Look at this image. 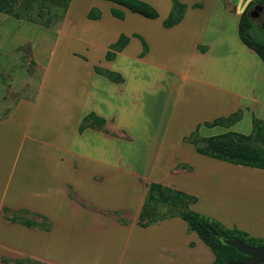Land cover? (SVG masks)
Masks as SVG:
<instances>
[{
  "label": "crops",
  "instance_id": "obj_1",
  "mask_svg": "<svg viewBox=\"0 0 264 264\" xmlns=\"http://www.w3.org/2000/svg\"><path fill=\"white\" fill-rule=\"evenodd\" d=\"M145 1L158 9V17H144L110 0H87L82 10L83 14L75 12L73 14L72 8L68 7L69 17L63 20V24L66 21L71 34L77 32L75 31L76 26L82 25L84 31L82 34L87 35L88 42L93 44L87 50L88 56L81 52L80 54L89 57L96 52L95 45H98L96 41L104 43L98 45L97 48L98 52L103 55V61H99L102 65L93 63L86 76L82 75L78 67L72 68V71L74 70L78 75L72 82L73 89L70 94L67 88L61 89L66 92H61L55 97L54 124L50 127L42 125L47 129L45 137L48 136V132L49 136L53 133L49 139L55 141L54 144L47 141L46 152L59 155L55 157V163L52 161V156L50 157L49 164L52 168L48 167V170L53 175L54 171H57L55 175L59 179L57 181L59 192L69 200L72 209L74 211L76 209L81 218L76 221L71 219L74 217L73 213L69 217L66 213L60 212L61 210L51 213L47 206H42L44 207L42 208L30 205L23 202L24 198L20 199L21 194L20 196L14 194L9 199L10 202L1 200L0 203H6L14 208L25 207L38 212L51 222L50 229L45 230L40 227H29L19 222H10L0 215V247L6 250H0V261L4 264L20 263L13 260L2 261L1 255L3 254L14 260L31 257L50 264H95L94 259L96 258L118 260L119 264L123 262L127 264H210L214 260L212 250L195 231L193 232L197 235L193 232L189 234L188 225L186 227L176 217L156 221L150 226H141L138 223L148 185L154 181L193 194L197 200L190 204V208L198 213L211 214L212 211L207 209L204 203L207 196H210V199L213 196L192 183L193 187L188 186L184 181L186 176L191 173V170L215 169L216 193L224 197H232L233 201H242L243 196L236 192L237 186L235 185L241 170L242 174H247L258 186V189L263 190L264 196V169L247 165L238 166L241 164L216 159L199 153L191 143L182 142L183 137L188 136L195 129H198L200 136L205 137L230 130L244 131L242 133L249 134L253 128L254 117L264 120V61L252 48L241 41L238 34L240 16L249 2L253 0H180L188 7L182 20L171 27H165L163 20L169 15L172 0ZM197 2H202V6L191 7ZM112 7L123 9L125 17L113 16ZM92 9L99 10L101 16L99 18L88 17ZM79 19L83 21L79 22ZM70 33H61V35H67L69 39L78 37L76 34L75 36L69 35ZM77 34L80 36V31ZM121 34L130 37L129 43L121 51H116L114 59H106L107 50ZM142 39L148 45V50L143 55H141ZM131 58L135 60L134 64L145 65L147 68L164 74L154 83V88L150 89V94L154 93L151 97L152 103L154 100H159L163 85L166 87L169 84L173 85L174 79L180 90L176 105L179 104L182 93L186 89H191L194 96L189 112L186 117L184 116L185 128L177 138L180 145L173 148V144L169 142L171 146L167 147L165 142L169 137L171 140V125L164 131L165 147L163 146L160 150L163 157H160L159 169L165 171V174L162 171L156 177L139 179L136 185L133 180H129L133 185L131 195L137 194L138 198L136 197V201L133 200L135 206L130 216L131 222L120 223L116 219L105 220L102 210L94 214L89 212L90 209L68 198V188L78 187L77 183L80 182L88 185L92 190L99 188L104 191L107 182L115 179V176L114 174L111 176L109 167L106 170L95 169L93 163L97 161L102 166H110V164L93 156H86L87 161L84 166H81L82 175L74 181L67 177L76 172L77 166L68 155L73 158L85 157L83 150H78V147L82 145L96 147L95 145L98 144L97 147H102L105 152L109 147H104L103 142L113 138L114 133H121V128L124 126H112L111 123L119 120V116L121 118L123 107L127 106L128 90L131 88L123 64L131 63ZM95 66L121 74L123 81H114L96 72ZM140 78L139 71H136V79ZM146 94L142 95L141 92L138 98L144 99ZM239 109L242 110V117L231 125L207 126L205 124L206 121L227 116ZM115 110L119 111L118 117ZM51 111L52 109L49 110ZM90 112H95L105 119L103 128L86 127L80 132V123ZM244 118H248L249 124L241 126ZM239 127L243 130L240 131ZM215 129L216 133L209 134L210 130ZM31 139L36 141L34 137ZM74 139H78L75 144L77 149L72 146ZM35 148H37L36 145L31 146V149L35 150ZM159 163L157 160L156 165ZM178 164H188L191 169L178 166ZM119 180L123 179H115V181ZM147 181L149 182L146 183ZM53 188L40 193L39 199L51 205L57 204L60 198L56 193H51ZM113 192L116 193L114 190ZM252 192L255 200L252 198ZM252 192L247 195L246 210L241 212L246 218L242 217L240 220L237 213L230 212L232 217H225L217 212L213 215H218L223 219L229 218L230 220L223 221L224 223L219 220L229 228L238 227L247 231L251 236L264 239V198L260 204L257 198L258 192ZM118 193L126 195L122 189L118 190ZM15 197H18V200H14ZM57 229H60L58 234ZM104 232L108 234L106 239L109 238L106 242L103 240L106 245L100 244L99 248H95V244L102 241ZM150 232L154 234L152 240L146 237ZM89 234L91 236H87ZM145 238L153 243L147 242Z\"/></svg>",
  "mask_w": 264,
  "mask_h": 264
},
{
  "label": "rangeland",
  "instance_id": "obj_2",
  "mask_svg": "<svg viewBox=\"0 0 264 264\" xmlns=\"http://www.w3.org/2000/svg\"><path fill=\"white\" fill-rule=\"evenodd\" d=\"M86 4L87 0H7L5 4L0 6V201H9L14 194H19V196L21 194L20 199L24 198L23 202L33 206H47L51 213L61 210L60 212L66 213L69 217L73 213L74 217L71 219L76 221L80 220L81 217L78 216L76 209L75 211L72 209L69 200L59 192L60 189L57 187L59 179L55 175L57 171H54L53 175L48 170L52 168V165L49 164L50 157L52 156V161L55 163V157L59 155L46 152L47 141L52 144L55 141L49 139L53 133L49 136L48 132V136L45 137L47 129L42 125L50 127L54 124L55 97L61 92H66V90L61 89L67 88L69 94L73 89L72 82L74 77L78 75L74 70L72 71V68L78 67L82 75L86 76L93 63L102 65L99 61H103V55L98 52L97 48L98 45L104 43L96 41L95 43L98 44L95 45L96 52L86 57L87 50L93 44L88 42L87 38L89 37L87 35L82 34L84 32L82 25L77 24L78 26L75 27L77 32L71 34L69 27L66 26V21L63 24V20L69 17L70 10L68 7L72 8L73 14L74 12L83 14L82 10ZM160 13L162 14L161 11ZM78 17L80 16L78 15ZM82 21L79 19V22ZM79 31L80 36L77 34ZM61 33H70L69 35L73 36L76 34L79 38L69 39V36H63ZM80 52L86 54L85 57ZM131 60L132 62L127 63V65L123 64L131 88L128 90L127 106L123 107L121 118L119 111L115 110L119 120L111 123L112 126H124L121 128V133H114L113 138L103 142L104 147H109L107 152H104L102 147H97L98 144L95 145L96 147L82 145L78 147V150H83L85 157L78 158L80 156H76L73 158L68 155L76 163L77 168H75L76 172L69 174L67 178L74 181L78 180L77 178L82 175L81 166H84L87 161L86 156H93L110 164V166H102L94 161L95 169L106 170L109 167L111 176L114 174L115 179H123L119 181L112 179L107 182L104 191L99 188L92 190L91 187L81 182L77 183L78 187L74 188L70 185L72 187L68 188V198L75 200L84 208L90 209L89 212L94 214L100 213L99 210H102L107 213H103L105 220L116 219L120 223L118 215L120 218L128 219L127 223L131 222L130 216H132V210L135 206L133 200L136 201V197L138 198L137 194L131 195L133 185L129 180H133L136 185L139 179L156 177L163 171L159 167L162 156L160 150L163 146L165 147L164 131L171 125V140L169 137L165 142L167 147H170V144H173V148L180 145L177 138L185 128V117L189 112L190 103L194 96L190 91L191 89H186L182 93L179 104L176 105L180 90L179 85L174 82L176 79H174L173 85L169 84L167 87L163 85L159 100H154L152 103L151 97L154 93L150 94V89L151 87L154 88V83L164 74L147 68L145 65L134 64L133 61L135 60L132 58ZM136 71H139L141 76L138 80L136 79ZM141 92L142 95L148 92L144 99L138 98ZM51 109L52 111L49 112ZM246 124H249L248 118H244L241 126ZM239 129L240 131L243 130L240 127ZM213 133H216V129L209 131V134ZM31 137L36 138V141ZM186 138V136L183 137L182 142H189ZM76 140L78 139H74V144L71 140L75 149H77ZM32 145H36L37 148L31 149ZM157 160L160 163L156 165ZM162 165L164 164L162 163ZM184 168L191 169V166H184ZM214 171L215 169L203 168L196 171L191 170V173L184 180L188 186L196 185L213 196L212 199L207 196L204 203V206L212 213L200 214L218 221L228 222L229 218L223 219L213 214L217 212L221 213L222 216L232 217L230 212L237 213L239 219L242 220V217L246 218L245 214L242 215L241 212L247 208L249 192L257 191L259 203L263 202V190L258 189V186L247 174H242L241 170L235 185L237 186L236 192L243 196L242 201H233L232 197H224L216 193ZM163 172L165 174V171ZM52 188L51 193H56L60 200L57 204L51 205L40 200L39 194L50 191ZM120 189L125 191L126 195L123 194L124 192L119 194L118 190ZM252 194V198L255 200L254 193L252 192ZM14 200H18V197H15ZM20 209L23 208H14L6 203H0V215L5 219H7L6 215L12 216L13 211H20ZM25 209L32 211L28 208ZM157 209L161 214H169L174 210L162 202L157 204ZM19 214L21 213L15 212L18 217H20ZM29 215L41 220L40 217L31 213ZM233 215L235 216V214ZM175 217L187 227L186 222L179 215L169 216L158 221ZM56 220L58 221L57 217ZM152 224L154 222L148 225ZM187 229L189 234L193 232L189 228ZM58 232L60 229H57L56 233L58 234ZM148 234L146 237H150L152 240L154 234L151 232ZM87 236H91V234ZM107 236V232H104L102 241L96 243L95 248H99L100 244L103 246L104 241L109 239H106ZM151 240H147V242L153 243ZM0 250L6 251L2 247ZM3 258L7 261H15L4 254L1 255V260ZM94 260L95 264H119L118 260H103L102 258ZM0 264L4 263L0 261ZM123 264H127V262H123Z\"/></svg>",
  "mask_w": 264,
  "mask_h": 264
},
{
  "label": "trees",
  "instance_id": "obj_3",
  "mask_svg": "<svg viewBox=\"0 0 264 264\" xmlns=\"http://www.w3.org/2000/svg\"><path fill=\"white\" fill-rule=\"evenodd\" d=\"M110 1L122 5L130 11L147 18H156L159 16L158 9L145 0ZM6 2L7 0H0V6ZM261 3H264V0H253L249 2L240 16L238 34L241 41L252 48L260 59L264 61V11L261 16L251 17L249 15L254 6ZM202 4V2L193 3L191 7H201ZM187 7L188 5L180 0H172V8L169 15L163 20V25L165 27H171L179 23L184 17ZM111 13L118 18L125 17L124 10L117 7H112ZM100 16L101 12L97 9H92L88 13V17L90 18H99ZM134 36L139 37L137 34H134ZM129 40V36L121 34L117 41L110 45V49L106 52V59H114L116 51H121L129 43ZM142 44L143 51L141 55L145 54L148 50V45L144 39H142ZM95 71L104 74L111 80L123 81L122 75L117 72L103 69L99 66H95ZM241 117L242 110L239 109L227 116H220L212 121H206L205 124L208 126L217 124L228 126L238 121ZM104 123L105 119L103 117L97 115L95 112H90L84 117L79 130L81 132L86 127L103 128ZM186 137L199 153L235 164L264 169L263 119L258 117L253 118V128L249 134L230 130L205 137L200 136L198 129H195ZM181 166L184 167L188 165L181 164ZM196 200L197 197L193 194L174 189L159 182H151L148 185V191L138 217V223L141 226H147L160 219L179 215L186 221L188 228L195 231L214 253V260L210 264H226L229 261H241L247 257V255L239 252L235 247L226 244L223 238L237 237L253 246L264 245L263 238L251 236L247 231L239 229L238 227L229 228L218 220L194 211L190 208V204ZM160 202L165 203L170 209L174 210L169 214H161L157 209V204ZM20 211H13L14 214L12 216L6 215V218L10 222H19L29 227H40L45 230L50 229L51 222L46 216L38 212L29 211L25 208L20 209ZM15 212L21 213L19 214L20 217L15 215ZM29 213L40 217L41 220H37L35 217L29 215ZM14 216L17 217L15 218ZM118 220L121 221V223L128 222V219L125 217L120 218L119 215ZM2 261L6 262L7 259L3 258ZM15 261L20 264H50L31 257L15 259Z\"/></svg>",
  "mask_w": 264,
  "mask_h": 264
},
{
  "label": "water",
  "instance_id": "obj_4",
  "mask_svg": "<svg viewBox=\"0 0 264 264\" xmlns=\"http://www.w3.org/2000/svg\"><path fill=\"white\" fill-rule=\"evenodd\" d=\"M264 10V3L256 4L250 11L251 17L258 16L259 12ZM223 241L235 247L239 252L244 253L247 257L241 261H229L226 264H264V245L253 246L245 243L237 237L223 238Z\"/></svg>",
  "mask_w": 264,
  "mask_h": 264
},
{
  "label": "flooded vegetation",
  "instance_id": "obj_5",
  "mask_svg": "<svg viewBox=\"0 0 264 264\" xmlns=\"http://www.w3.org/2000/svg\"><path fill=\"white\" fill-rule=\"evenodd\" d=\"M263 11H264V10H262L261 12H259L258 16H261V15H262V13H263Z\"/></svg>",
  "mask_w": 264,
  "mask_h": 264
}]
</instances>
